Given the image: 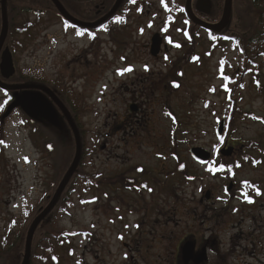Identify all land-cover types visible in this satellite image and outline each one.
Instances as JSON below:
<instances>
[{
  "label": "rangeland",
  "instance_id": "374dc122",
  "mask_svg": "<svg viewBox=\"0 0 264 264\" xmlns=\"http://www.w3.org/2000/svg\"><path fill=\"white\" fill-rule=\"evenodd\" d=\"M57 1L69 17L89 24L97 22L98 11L101 19L107 16L117 2ZM186 2L122 0L114 12L124 10L117 15L119 20L107 18L92 35H77L79 31L63 27L62 15L50 0H5L7 23L12 18L14 30L8 31L7 26L0 58L7 49L15 73L5 79L0 72V83L11 87L32 83L29 85L64 96L66 107L62 105L75 119L71 118L78 136L83 135L80 145H84L81 168L79 165L57 207L49 213L55 217H48L40 233L34 232L28 262L34 246L41 239L48 242L53 221L61 231L73 233L67 246L73 256H65L63 264H130V251L137 241L141 243L138 248H154L163 256L167 238L171 232H184L188 213L195 209L190 207L196 206L204 192H211L212 206L224 197L221 184L226 182L210 173V163L197 164L190 149H203L218 164L214 157L224 141L236 146L229 147L233 152H257L256 145L264 148V59L259 60L262 71L254 79L244 73L243 55L231 44L212 49L214 43L203 30L192 32L195 42L190 44L184 36L191 31L182 11ZM196 2L191 0L190 14L209 24L205 21L208 15L202 16L195 9ZM221 7L224 11V0L216 10L212 6L209 17L219 21L209 25L221 22ZM244 13L251 15V26L261 20L257 10L235 7L231 22L229 19L217 34L228 29L237 32L245 20ZM260 22L263 27L264 19ZM261 31L262 40L264 29ZM155 35L161 39V48L154 57L150 46ZM254 47L255 43L249 44V55ZM126 68L132 71L118 74ZM175 71H179L180 79ZM19 79L23 83L17 84ZM34 92L39 91L0 89V239L5 234L14 239L16 225L20 226L35 207L30 228L74 160L63 155L67 149L62 139L67 134L64 124L73 136L67 121L59 109H49L47 96L41 98ZM29 104L41 109L37 116L52 124L48 129L55 136L41 137L40 127L32 133L34 125L30 123L35 115L26 110ZM17 105L24 108L20 110ZM51 117L60 118L63 126L49 122ZM222 119L224 132L217 139L216 128ZM52 141L58 144L53 145L56 151L46 150L45 145ZM180 164L187 173L172 176ZM247 170L244 165L235 179L240 182ZM168 184L169 191L165 190ZM171 219L177 225L171 224ZM29 228L23 244L18 243L22 248L17 255L21 254L22 260ZM141 252L144 259L149 254ZM12 260L2 264H13ZM31 261L39 264L38 260Z\"/></svg>",
  "mask_w": 264,
  "mask_h": 264
},
{
  "label": "flooded vegetation",
  "instance_id": "af4514ba",
  "mask_svg": "<svg viewBox=\"0 0 264 264\" xmlns=\"http://www.w3.org/2000/svg\"><path fill=\"white\" fill-rule=\"evenodd\" d=\"M123 12L124 10L119 8L113 15L115 17H109L106 21H112ZM96 15L97 21L100 20L101 13L98 11ZM62 19L63 27L68 25L86 35H92L95 29H79L76 25L65 21L63 17ZM263 59L264 46L259 57L246 59L249 64V73L254 79L262 71V66L258 62ZM256 85L258 89H261L258 83ZM53 94L65 106L62 95L57 96L54 92ZM48 100L51 101L49 98ZM66 109L69 111L68 108ZM224 147L236 149V146L229 144L228 141H224L220 148ZM253 147L258 151L244 152L242 150V153L232 152L226 157L228 159L221 155L217 158L219 163L216 164L220 174L218 177L226 182L221 184L224 197L217 205L212 206L211 192L209 190L206 194L204 192L196 206L190 207L195 209L188 213L184 232L179 235L171 232L167 238L169 244L163 250L166 254L162 256L154 248L140 249L138 246L141 243L137 241L135 248L130 251V264H140V261H143V264H264V148L257 145ZM210 164H213L212 161ZM243 164L248 166L247 176L238 182L235 179L236 174L241 172ZM220 165H224L223 169ZM170 222L172 224L175 221L171 219ZM174 224L177 225V223ZM184 247H187V250L183 252ZM143 250L149 253L145 259L141 252Z\"/></svg>",
  "mask_w": 264,
  "mask_h": 264
},
{
  "label": "trees",
  "instance_id": "16d2710c",
  "mask_svg": "<svg viewBox=\"0 0 264 264\" xmlns=\"http://www.w3.org/2000/svg\"><path fill=\"white\" fill-rule=\"evenodd\" d=\"M221 2L222 0H211V3L213 8L216 10L219 6H221ZM219 3V6L218 5H215V4H218ZM235 7L238 9H243V10H247V9H253V10H257V14L259 15L258 19H264V0H236L235 1ZM235 7L233 8V0H232V8H231V17H230V22H231V18H232V15H233V9H234V12H235ZM224 8V7H223ZM10 11L13 12V8L10 7ZM220 13L222 12L223 14V9L221 7ZM221 15V14H219ZM244 19L243 22L241 23V28H239L236 31H233L230 29L228 30H224V32H222L221 34H216L214 32H211V31H207V30H204L202 28H196L188 19H186L188 21L187 25L191 28L190 30L191 31H186V33H184V36L185 38L189 41V43H194L195 40H194V35L192 34L193 33H196L197 31H200V30H203L207 33V36H208V39L214 43V45L212 46L214 49L216 46L219 47L221 46L222 44L224 45H228V44H231L232 47L236 48L237 51L240 53V55H243V58H254L256 57L258 54H259V51L262 50L263 46H264V39L261 40V29L263 28L264 29V26L262 27V23L259 21L258 24L254 23V25L251 26V22L249 21L250 19V14L249 13H244ZM186 16V15H185ZM202 16H205V15H202ZM211 16V13L210 15L208 16H205V18L207 20H205L207 23H216L215 21H219V19H211L213 18L212 17H209ZM187 17V16H186ZM209 17V18H207ZM222 17V15H221ZM229 24V23H228ZM8 31L10 30L11 32L14 30V26H13V22H12V18L10 19L9 21V24H8ZM0 28H1V25H0ZM236 30V29H235ZM16 32H19V30H15ZM250 43H255V47L253 48L254 50V53L251 51L250 55L249 53V50H247L248 46ZM216 47V48H217ZM246 48V50H245ZM195 60H193L194 62ZM174 74L176 75V77H178L180 79V76H179V71H175ZM17 79V77L15 78V80ZM22 79H19V83L17 84H21L23 83L21 81ZM176 83V82H174ZM29 84H32V83H27V85ZM56 91V90H54ZM36 95H39L41 98L42 97H45L42 93H39V92H34ZM55 93V92H54ZM64 97V96H62ZM48 103V106H50L52 110V112H56L57 108L53 105V103L51 101H47ZM16 108H19L20 110L22 108H24L23 106L21 105H17ZM26 110L28 109L29 111H33L34 112V115L35 117H33V122L30 123L31 125H34L33 127V134H35L37 131H38V128L37 127H40V132L42 133L41 137H49L51 138V136H55L54 133L51 132V130H49L48 128L50 126H52V124H49L47 125V122L46 120L42 117V116H37V112H39L41 109H38L36 107H32V105H28L25 106ZM31 114V113H30ZM32 115V114H31ZM60 116V120L61 122L63 121L62 120V117L61 115ZM59 119L57 117H51V119H49L48 121L49 122H53L57 125L60 124L59 122ZM29 124V125H30ZM63 126V124H60ZM64 128H66L67 130V134H64V136H62V139H63V142H64V145H65V151H64V158H67L68 160L71 159L74 157V154H75V141L73 139V136L70 134V131L69 129L67 128V126L64 124ZM78 131V130H77ZM80 134V133H79ZM83 135L79 136V138L81 139L80 141H82ZM53 145H55L56 147L58 146L57 143L55 142H51L47 145H45V148L46 150H50V151H56V149H54ZM83 148H84V145L81 143V155H80V159H79V163H78V167H77V170L79 169V165H80V168H81V163H82V160L84 159V154H83ZM174 160L177 162L179 159L177 156L174 157ZM68 167V164L66 165V168ZM64 169V172L68 169ZM184 166H182L180 164V167L177 168L176 171H174V174H172V176H177L176 174L178 173H187L185 172L186 169L184 170ZM76 170V172H77ZM213 170V173H217L216 171V168L212 169ZM76 172L74 173V175L76 174ZM73 175V177H74ZM185 175V174H184ZM188 174L185 175V177H187ZM57 180V179H56ZM193 181V180H192ZM128 184H132V182H129L128 181ZM165 190L169 191L170 190V186L168 184V186L165 188ZM64 193V192H63ZM62 193V195H63ZM61 195V196H62ZM46 200V199H45ZM42 204V203H41ZM41 206V205H40ZM57 207V206H55ZM39 208V206L37 207ZM36 208V209H37ZM55 210V208H54ZM36 213V210H35V207L32 209L31 212L28 213V215L26 214L25 217L23 218V221H22V224H20V226L17 224L16 225V234L14 235V239L12 238V240L9 239V236L8 235H3L2 238L0 239V264H2L3 262H5V260H9L11 258L14 259V261H10L12 262L13 264H20L21 263V260H22V257L21 254L20 255H17L20 251V249L22 248V245H21V248H19V245L18 243L21 242V244H23V240H24V236H25V230L29 228V225L31 223V219L33 218V215ZM36 216V215H35ZM55 217V215H51L49 214L41 223L40 225L38 226V228L36 229V233H40L41 232V226L43 225V223L45 221H48V217ZM59 229V227L55 224V221H53L51 224H50V229L48 230V242L46 240H40L35 246H34V249L32 250V253L30 255V260L28 262V264H32V261L31 260H38L39 264H63L64 262V259H65V256L67 257H71V248L68 249L67 246L69 245V239L73 236V233L72 232H69V231H61ZM59 232V235L56 236V234ZM47 243V245H43L44 242ZM67 248V249H66ZM14 255H13V253ZM22 251V250H21ZM12 256H11V255ZM17 255V256H16ZM17 258V259H15Z\"/></svg>",
  "mask_w": 264,
  "mask_h": 264
},
{
  "label": "water",
  "instance_id": "95a60500",
  "mask_svg": "<svg viewBox=\"0 0 264 264\" xmlns=\"http://www.w3.org/2000/svg\"><path fill=\"white\" fill-rule=\"evenodd\" d=\"M50 1L52 2L54 7L59 11V13L66 20H68V21H70V22H72L75 25L80 26V27L92 28V27L98 26L104 20H106L112 14H114L117 6L121 3L122 0H117L112 11L107 16H105L103 19H101V20H99L93 24H84V23H79V22L75 21L74 19L69 17V15H67V13H65V11L63 10V8L61 7V5L59 4V2L57 0H50ZM190 3H191V0H187L186 8H187L189 16H190V18L194 24H196L200 27H203L207 30H210L212 32H216V33L220 32L221 30H223L226 27L228 20L230 19V16H231L232 0H224V11H223L222 20L218 25H215V26L205 24V23L195 19L189 12ZM211 7H212V5H211L210 0H197L196 5H195V9L199 13H202L204 15L210 14ZM1 14H2V23H1V31H0V51H1V48L4 44V42H5V38L7 35V26H8L7 19H6L5 0H1ZM160 48H161V39L159 38L158 35H155L151 39V46H150L151 55L154 57L157 56V54L160 51ZM0 61H1V63H0L1 76L4 77L5 79L11 78L15 73V68H14L13 59L11 57V54L8 52L7 49H4V51L2 52ZM0 89L6 90V91L37 90V91L45 94L55 104V106H57L59 111L62 113L63 117L67 121V124L73 133L74 141H75V156H74V160H73L71 166L69 167L65 176L61 180L57 190L55 191L54 197L52 198V200L50 201L48 206L44 210L40 209V214L32 222V224L28 230V234H27V238H26V242H25L24 256H23V260L21 263V264H27L28 259H29L31 240H32V237L34 235V232L36 231L39 224L45 219V217L55 207L59 197L63 193L65 187L67 186L71 177L73 176L74 172L76 171L77 166H78V162L80 159L81 145H80L78 132L76 130L75 125L73 124V122L71 120L70 115L68 114L67 110L64 108L62 103L55 97V95L50 90H48L44 87L35 86V85H18V86L11 87V86H5L1 83H0ZM130 110L133 111V109L131 107H130ZM223 129H224V122L222 121L216 130L217 137H221V135L223 133ZM232 152H233V148L224 147L223 150L220 151V154L222 156L228 157L232 154ZM190 155L192 156V158L194 160H196L202 164L206 163L210 157V154L206 153L203 149H200V148H192L190 150ZM186 250H187V247H184L182 251L184 252Z\"/></svg>",
  "mask_w": 264,
  "mask_h": 264
},
{
  "label": "snow or ice",
  "instance_id": "6c2138e0",
  "mask_svg": "<svg viewBox=\"0 0 264 264\" xmlns=\"http://www.w3.org/2000/svg\"><path fill=\"white\" fill-rule=\"evenodd\" d=\"M132 2L134 3L135 2V0H132ZM162 2H163V0H162ZM165 7H167V5H165ZM117 19L119 20V17H117ZM77 35H83V33L82 32H78L77 33ZM177 47H179L180 45H176ZM130 71H132V69L131 68H126V69H122L118 74H123L124 72H130ZM223 70L221 69V72H222ZM178 86V85H177ZM241 87H243V85H241ZM214 90V89H213ZM25 159H27V158H25ZM223 167H224V165H220V168L221 169H223ZM151 189H149V191H150ZM257 194H259V192L257 193Z\"/></svg>",
  "mask_w": 264,
  "mask_h": 264
},
{
  "label": "bare ground",
  "instance_id": "6f19581e",
  "mask_svg": "<svg viewBox=\"0 0 264 264\" xmlns=\"http://www.w3.org/2000/svg\"><path fill=\"white\" fill-rule=\"evenodd\" d=\"M120 5H121V3H120Z\"/></svg>",
  "mask_w": 264,
  "mask_h": 264
}]
</instances>
